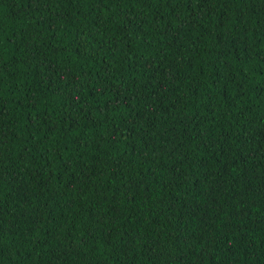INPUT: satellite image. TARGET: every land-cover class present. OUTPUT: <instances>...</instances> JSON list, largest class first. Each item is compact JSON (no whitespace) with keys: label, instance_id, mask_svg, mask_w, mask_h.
Masks as SVG:
<instances>
[{"label":"trees","instance_id":"trees-1","mask_svg":"<svg viewBox=\"0 0 264 264\" xmlns=\"http://www.w3.org/2000/svg\"><path fill=\"white\" fill-rule=\"evenodd\" d=\"M0 264H264V0H0Z\"/></svg>","mask_w":264,"mask_h":264}]
</instances>
